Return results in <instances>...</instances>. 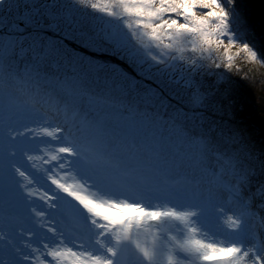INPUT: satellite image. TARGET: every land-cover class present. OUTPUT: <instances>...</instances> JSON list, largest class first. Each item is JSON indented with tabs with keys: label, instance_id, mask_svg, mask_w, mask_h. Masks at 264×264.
Masks as SVG:
<instances>
[{
	"label": "snow or ice",
	"instance_id": "1",
	"mask_svg": "<svg viewBox=\"0 0 264 264\" xmlns=\"http://www.w3.org/2000/svg\"><path fill=\"white\" fill-rule=\"evenodd\" d=\"M242 24L236 0H0V264H264L251 151L169 112L165 91L182 83L200 110L201 71L264 64ZM65 43L110 52L131 78ZM153 73L138 104L113 94Z\"/></svg>",
	"mask_w": 264,
	"mask_h": 264
},
{
	"label": "trees",
	"instance_id": "2",
	"mask_svg": "<svg viewBox=\"0 0 264 264\" xmlns=\"http://www.w3.org/2000/svg\"><path fill=\"white\" fill-rule=\"evenodd\" d=\"M236 8L243 20L241 26L250 28L253 34L249 35L243 29L245 42L253 46L264 59V0H236ZM240 56L242 60H239L240 57L235 58L228 78L224 84H216L214 93L220 101L219 104L221 102L226 104L225 101L231 99L230 106L234 111L237 109L235 105H240L239 112L244 115L237 114V116L244 123L234 124L229 121L219 123L234 128L235 132L244 137V144L253 145V148L262 152L260 154L264 158V64L252 63L247 61L243 54ZM205 79L209 82L215 80L213 73ZM227 90L229 95L222 101L221 92Z\"/></svg>",
	"mask_w": 264,
	"mask_h": 264
},
{
	"label": "rangeland",
	"instance_id": "3",
	"mask_svg": "<svg viewBox=\"0 0 264 264\" xmlns=\"http://www.w3.org/2000/svg\"><path fill=\"white\" fill-rule=\"evenodd\" d=\"M246 29H247V27H246ZM240 31L242 32V29H240ZM50 38L53 41L58 40L57 38L54 39L51 36H50ZM70 45H72V44L70 43ZM65 47L68 48V50L70 52H72L75 57H78L79 59H81L85 64L90 63L92 65H104V66H107L108 68H114V69H116L117 73L129 76V78H131V75H130L131 70L127 67V65L124 64L123 61L117 60L110 52H105V51L99 50L98 48H95V47L89 48L87 46H84V50H81V47L78 44L74 48H70L66 44H65ZM235 51H236V49L234 48L232 50V52L235 53ZM238 57H240L239 60H242L241 56H238ZM234 63H235V60H234ZM234 63H233V66H234ZM237 67H239V66H237ZM232 69H233V67H232ZM232 69H230V70H232ZM76 70L82 71L85 79L88 81V83L91 85V87L94 90H96L97 88H99V89L104 88L103 77L97 76L95 74V70H91L92 71L91 76H89L90 70H87V69H84V70L76 69ZM214 71L216 72V74H218L217 79L221 80L222 76L223 75L225 76L228 69H225L222 66L220 69H214L212 71H204V72L201 71L195 77V80L198 81L199 86H201L203 88V89H200L201 92H203L206 95V97L208 98L205 101V106L203 107L202 112L199 113L200 110H198L197 117L192 118L193 115L189 113V110L192 109V105L188 104V99H187L189 89L185 88L182 83L177 84V83H173V82L169 81V88L165 89L168 96L171 97V108H169L168 111L171 112L172 108H180L181 105H184V106H186V109H187L186 115L189 118L190 123L196 124V122L199 121L200 123H203L205 125L211 124L213 127H215L216 124L213 123L214 121L212 119H210L211 117L215 118L217 120L218 116H221L222 120H219V122H221V121H224L223 119H227V118H232V119H234V121H236L239 119V116H237V114L244 115L241 112H239V109L241 106L238 104L235 105V107L237 106V109H235L236 111L232 110V108L230 106V105H232L231 99L229 101H225L226 104L222 103V102H221V104H219L220 101L218 100L217 95L214 93V89H216L215 86L217 84L216 78H215L216 82H215V80L209 82L205 79L207 76H209L210 73L211 74L213 73V75L215 76ZM157 75H158L157 73H153V74L149 75L147 79H144V78L138 79L136 81V85L133 86V90L131 91L130 94L127 92L120 93L119 91H116L113 94L117 95V96L122 95L124 100H125V103H136V104H138L139 103V100L137 99L138 92H139V95H143L144 89H151V90L155 91L153 81L156 80ZM175 75H176V79L179 80L181 74L176 73ZM204 75H205V77H204ZM202 77H204V78H202ZM94 80L96 81L95 83H93ZM228 95H229V90L222 91L221 92V100L223 101L224 97L226 98ZM168 103H169V101L165 100V104L167 105ZM195 111H197V110H195ZM203 114H205L206 116H204ZM247 115H248V113H247ZM201 117H202V119H201ZM207 118L210 120H208V121L203 120V119H207ZM223 129L225 131H229L227 128H223ZM230 132L232 133V131H230ZM232 134H234V133H232ZM236 136H238V135H236ZM251 153H252V155L254 157V161H255L254 165H253V169L257 170L256 173H257V176L259 177L258 181L260 182L261 180H264V170H262V168H261V158L259 156H257L256 154H254L253 152H251ZM0 161L3 162L2 158H0ZM258 172L261 174H259ZM2 174H3V170H1V175ZM253 175H252V177H253ZM252 177H251V179H252ZM2 178H3V175H2ZM257 188L258 187L256 186L254 192H256ZM249 190H252L251 186H249ZM249 194H251V192ZM256 199L258 202V197H256ZM111 214L116 215L115 212H112ZM5 225L9 226L8 223H6Z\"/></svg>",
	"mask_w": 264,
	"mask_h": 264
},
{
	"label": "bare ground",
	"instance_id": "4",
	"mask_svg": "<svg viewBox=\"0 0 264 264\" xmlns=\"http://www.w3.org/2000/svg\"><path fill=\"white\" fill-rule=\"evenodd\" d=\"M39 155H42V153H37ZM3 167H4V163L0 161V184H2L3 182V178H2V175H1V170H3ZM3 197H4V200H5V205L4 207L7 208V201L10 199L9 195H8V192H7V180L5 179V193H3L2 190H0V201L3 200ZM16 211L23 217L25 214H24V210H23V206L22 205H18L17 208H16ZM101 211H107L106 209H101ZM114 212V211H113ZM112 213V212H111ZM110 213V214H111ZM7 222V220L3 221V224L2 226L4 227H11L10 225H5Z\"/></svg>",
	"mask_w": 264,
	"mask_h": 264
}]
</instances>
